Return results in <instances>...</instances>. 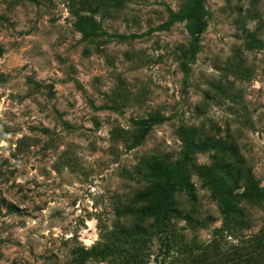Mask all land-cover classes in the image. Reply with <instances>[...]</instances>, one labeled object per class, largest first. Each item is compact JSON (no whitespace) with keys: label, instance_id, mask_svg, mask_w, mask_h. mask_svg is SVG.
Here are the masks:
<instances>
[{"label":"rangeland","instance_id":"374dc122","mask_svg":"<svg viewBox=\"0 0 264 264\" xmlns=\"http://www.w3.org/2000/svg\"><path fill=\"white\" fill-rule=\"evenodd\" d=\"M188 3L0 0V264H264V202L224 222L185 169L174 217L149 212L185 135L216 144L196 167L264 190V0H204L198 38L165 26Z\"/></svg>","mask_w":264,"mask_h":264},{"label":"trees","instance_id":"16d2710c","mask_svg":"<svg viewBox=\"0 0 264 264\" xmlns=\"http://www.w3.org/2000/svg\"><path fill=\"white\" fill-rule=\"evenodd\" d=\"M188 1V6L182 8L178 13L170 12L168 23L165 26L169 28V26L174 23L186 22L191 37L198 38L206 28L204 0ZM94 24L93 19L78 18L75 27L78 31H83V28H94ZM195 53L196 51L194 49L192 55L194 56ZM161 121L160 119H155L150 122L159 123ZM148 123L149 122L142 125L137 136L134 138V148L141 145L147 137L151 128V125ZM214 145L216 144L208 141L197 147L193 140L185 135L183 138L181 165L173 169L168 167L154 168V176L156 179L160 180L161 183L148 191L147 197L151 201L149 212L158 226H165L175 215V211L172 207V198L178 188H185L187 186L188 177L185 169H191L209 190L212 198L217 203L218 211L223 217L224 222H227L228 208L231 202L241 200L256 205L264 202V190L256 187L253 178L249 174L241 176L240 181L243 180L245 185L254 189L253 193L241 192V189L235 186L236 183L226 185V183L215 176L216 169L204 171V169L196 167L193 164V157L196 152L213 149L215 148Z\"/></svg>","mask_w":264,"mask_h":264}]
</instances>
